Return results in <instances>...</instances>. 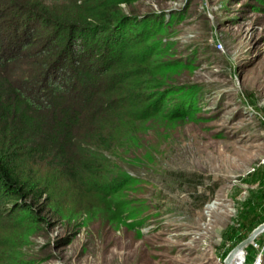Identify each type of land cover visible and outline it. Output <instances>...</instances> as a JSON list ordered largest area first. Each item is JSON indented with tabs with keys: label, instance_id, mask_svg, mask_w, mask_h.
<instances>
[{
	"label": "rangeland",
	"instance_id": "obj_1",
	"mask_svg": "<svg viewBox=\"0 0 264 264\" xmlns=\"http://www.w3.org/2000/svg\"><path fill=\"white\" fill-rule=\"evenodd\" d=\"M157 2L164 20L182 14L162 42L175 44L167 57L195 60L184 79L195 90L193 111L183 120L138 123L147 131L137 142L139 158L105 163L120 168L125 197L89 192L78 208L56 193L54 202L68 208L62 218L0 226V241L8 242L0 264H223L249 227L243 222H264L262 211L246 210L253 193L264 196V0H143L153 8ZM189 178L201 182L199 191L214 188L203 205L188 200L181 182ZM93 179L85 178L88 188ZM257 238L250 264H264V230ZM243 249L246 264L253 250Z\"/></svg>",
	"mask_w": 264,
	"mask_h": 264
},
{
	"label": "trees",
	"instance_id": "obj_2",
	"mask_svg": "<svg viewBox=\"0 0 264 264\" xmlns=\"http://www.w3.org/2000/svg\"><path fill=\"white\" fill-rule=\"evenodd\" d=\"M156 5L0 0V226L62 218L68 208L54 202L56 193L76 200L78 208L89 192L125 197L127 180L120 168L115 172L105 163L139 158L137 142H144L147 131L138 123L183 120L193 111L195 90L184 79L195 60L167 57L165 48L175 44L162 42L166 28L182 14L175 11L173 20H164L161 4ZM89 176L93 188L87 187ZM181 184L188 187V200L199 205L214 190L200 192L201 182L191 178ZM249 200L248 214L262 211L264 217V196L253 193ZM243 223L249 227L238 241L257 225ZM248 247L253 253L246 264L258 252L252 243Z\"/></svg>",
	"mask_w": 264,
	"mask_h": 264
},
{
	"label": "water",
	"instance_id": "obj_3",
	"mask_svg": "<svg viewBox=\"0 0 264 264\" xmlns=\"http://www.w3.org/2000/svg\"><path fill=\"white\" fill-rule=\"evenodd\" d=\"M264 230V222L257 225L255 228L252 229V231L239 243H237L232 249L229 250V252L226 254V256L223 259V264H234L233 259L236 253L239 250H242L245 246H247L249 243H252L254 238L261 233Z\"/></svg>",
	"mask_w": 264,
	"mask_h": 264
},
{
	"label": "bare ground",
	"instance_id": "obj_4",
	"mask_svg": "<svg viewBox=\"0 0 264 264\" xmlns=\"http://www.w3.org/2000/svg\"><path fill=\"white\" fill-rule=\"evenodd\" d=\"M243 254H244V249L239 250L236 255L234 256V264H241L242 263V259H243Z\"/></svg>",
	"mask_w": 264,
	"mask_h": 264
},
{
	"label": "built area",
	"instance_id": "obj_5",
	"mask_svg": "<svg viewBox=\"0 0 264 264\" xmlns=\"http://www.w3.org/2000/svg\"><path fill=\"white\" fill-rule=\"evenodd\" d=\"M217 46L221 47V43L220 42H217ZM256 244V243H255Z\"/></svg>",
	"mask_w": 264,
	"mask_h": 264
}]
</instances>
